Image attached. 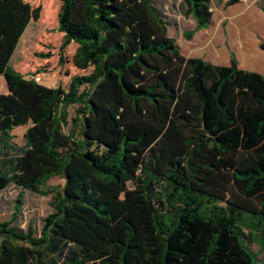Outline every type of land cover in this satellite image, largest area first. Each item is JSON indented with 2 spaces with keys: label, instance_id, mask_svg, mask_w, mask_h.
I'll list each match as a JSON object with an SVG mask.
<instances>
[{
  "label": "trees",
  "instance_id": "trees-1",
  "mask_svg": "<svg viewBox=\"0 0 264 264\" xmlns=\"http://www.w3.org/2000/svg\"><path fill=\"white\" fill-rule=\"evenodd\" d=\"M59 1L60 60L75 43L88 72L66 92L11 67L41 10L0 0V193L21 190L0 264H257L246 243L264 249V75L234 54L185 57L153 0ZM212 1L182 0L195 31ZM27 125L20 146L13 131ZM25 192L53 194L39 236L14 225Z\"/></svg>",
  "mask_w": 264,
  "mask_h": 264
},
{
  "label": "rangeland",
  "instance_id": "rangeland-1",
  "mask_svg": "<svg viewBox=\"0 0 264 264\" xmlns=\"http://www.w3.org/2000/svg\"><path fill=\"white\" fill-rule=\"evenodd\" d=\"M33 8H40V17L32 20L22 36L11 59L10 65L26 78H34L40 84L51 88H60L62 92L69 89L74 76L87 74L73 63L77 45L71 43L64 50V60H60L64 34L59 31L61 3L59 0H25ZM228 0H213L212 24L205 30L195 31L196 23L192 16H186L182 0H153L154 5L168 23V34L174 38L181 53L187 58H202L216 65H230L234 54L238 67L244 70L264 74V15L253 2L228 6ZM193 33L191 39L186 34ZM245 43L249 50L256 51L258 61L254 67H248L241 48ZM262 59V61L260 60ZM4 77H0V93H8ZM75 108L70 109L73 116ZM30 125L14 129V142L25 144V132ZM62 180L52 178L51 187L59 185ZM21 190L15 186L0 193V224L12 218L15 203ZM53 194L37 195L24 193V205L14 223L21 230L32 227L39 236L44 219L52 212ZM247 247L257 254V264H264V249L256 241L247 242Z\"/></svg>",
  "mask_w": 264,
  "mask_h": 264
},
{
  "label": "crops",
  "instance_id": "crops-1",
  "mask_svg": "<svg viewBox=\"0 0 264 264\" xmlns=\"http://www.w3.org/2000/svg\"><path fill=\"white\" fill-rule=\"evenodd\" d=\"M249 2H253L254 4H256V6L258 7L259 11L264 15V0H245L246 4H248ZM248 67H254V65L253 66H249L248 65ZM248 71H250V70H248ZM254 72H256V71H254Z\"/></svg>",
  "mask_w": 264,
  "mask_h": 264
}]
</instances>
